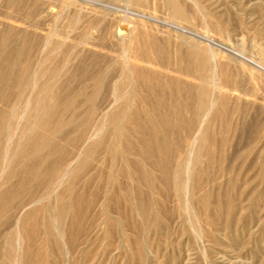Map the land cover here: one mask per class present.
<instances>
[{"label":"rangeland","instance_id":"rangeland-1","mask_svg":"<svg viewBox=\"0 0 264 264\" xmlns=\"http://www.w3.org/2000/svg\"><path fill=\"white\" fill-rule=\"evenodd\" d=\"M263 99L264 0H0V264H264Z\"/></svg>","mask_w":264,"mask_h":264},{"label":"bare ground","instance_id":"bare-ground-1","mask_svg":"<svg viewBox=\"0 0 264 264\" xmlns=\"http://www.w3.org/2000/svg\"><path fill=\"white\" fill-rule=\"evenodd\" d=\"M127 3V2H126ZM40 5V4H39ZM103 28V27H102ZM187 30V29H186ZM130 33V32H129ZM89 37V36H88ZM121 38V37H120ZM121 40H122V38H121ZM48 41V40H47ZM64 41V40H63ZM3 44V43H2ZM122 44V43H121ZM83 48V47H82ZM211 55H213V54H211ZM125 56V55H124ZM132 58H134V57H132ZM137 61V60H136ZM140 61V60H139ZM127 62V61H126ZM145 62V61H144ZM126 64V63H125ZM245 75V74H244ZM187 86V85H186ZM32 87V86H31ZM208 96V95H207ZM264 100V99H263ZM211 103V102H210ZM201 105H202V103H201ZM162 107V106H161ZM206 107V106H205ZM25 109V108H24ZM26 110V109H25ZM206 110V109H205ZM210 110V109H209ZM24 111V110H23ZM245 111V110H244ZM196 131V130H195ZM197 133V132H196ZM13 134H15V133H13ZM194 136V135H193ZM191 137V136H190ZM194 138V137H193ZM194 142V141H193ZM194 144V143H193ZM188 147V146H187ZM9 151V150H8ZM169 151V150H168ZM190 154V153H189ZM159 164V163H158ZM151 167V166H150ZM2 170V169H1ZM156 170V169H155ZM170 176V175H169ZM171 177V176H170ZM169 182V181H168ZM170 185V184H169ZM172 185V184H171ZM160 188V187H159ZM117 195V194H116ZM172 197V196H171ZM184 198H186V197H184ZM97 204H98V202H97ZM103 208V207H102ZM213 214V213H212ZM75 215V214H74ZM36 216V215H35ZM77 220V219H76ZM31 222V221H30ZM222 224V223H221ZM35 228V227H34ZM144 228V227H143ZM23 235V234H22ZM58 238V237H57ZM63 240V239H62ZM17 242V241H16ZM24 242V241H23ZM92 244V243H91ZM65 247V246H64ZM4 251V250H3ZM15 261V260H14Z\"/></svg>","mask_w":264,"mask_h":264}]
</instances>
